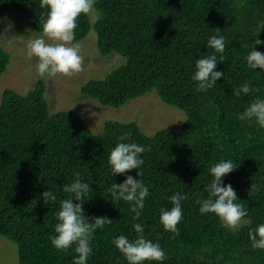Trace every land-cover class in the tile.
<instances>
[{
	"label": "trees",
	"instance_id": "16d2710c",
	"mask_svg": "<svg viewBox=\"0 0 264 264\" xmlns=\"http://www.w3.org/2000/svg\"><path fill=\"white\" fill-rule=\"evenodd\" d=\"M94 10L99 53L116 52L125 61L104 79L86 82L81 92L118 107L154 89L165 104L184 111L186 120L179 131L162 128L151 136L134 121L108 120L98 135L78 113L49 114L41 79L24 95L4 89L0 235L16 244L19 264H74V250L59 251L50 240L59 203L46 206L40 194L54 184L58 201L66 198L62 187L77 172L93 189L85 213L113 219L96 230L87 264H127L113 239L120 234L135 237V223L165 250L168 259L163 264H264V249L253 248L249 239V229L264 222V128L238 118L254 96H264V69H251L245 60L257 24L264 23V0H97ZM9 11L28 16L34 31H43L39 21L48 9L41 0H0V18ZM90 28L89 14H81L74 42ZM217 28L227 37L225 60L217 64L224 76L207 92H197L191 79L195 60L212 51L206 41ZM258 38L264 40V29ZM255 47L264 52V45ZM9 60L0 47V75ZM245 81L260 92L234 96L233 88ZM124 132L148 148L140 171L150 196L139 220L133 219L128 203L113 204L106 191L125 179L113 177L108 165L109 149ZM221 158L238 164L223 179L248 209V223L236 229L221 226L213 213L201 215L196 203L207 195L202 188L211 179L209 165ZM130 174L139 178L136 169ZM251 184L260 187L249 196ZM178 190L187 199L175 235L164 230L159 209L171 207L167 197Z\"/></svg>",
	"mask_w": 264,
	"mask_h": 264
},
{
	"label": "clouds",
	"instance_id": "9594fccd",
	"mask_svg": "<svg viewBox=\"0 0 264 264\" xmlns=\"http://www.w3.org/2000/svg\"><path fill=\"white\" fill-rule=\"evenodd\" d=\"M97 0H41L42 7L48 9L46 15L40 17L43 34L32 40L27 45L29 57L38 58L36 65L39 77H55L57 74L71 76L83 70L84 57L81 54L79 44L73 43L78 27V17L81 14L91 13ZM217 33L210 35L206 41L207 49H212L206 55L195 60L194 71L191 76L195 82L197 92H207L212 89L217 80L224 76V72L218 70V61H224L223 53L227 47V37L219 28ZM264 29V23L256 26L254 43L245 57L246 63L251 69H264V52L256 49L255 45H264V40L258 38V34ZM47 37V39H45ZM245 47H248L245 45ZM260 92V88L250 81H245L233 88L236 97L247 96ZM241 121L255 123L264 128V96H254L244 110L239 113ZM148 148L137 143L130 133L124 132L117 137L114 146L108 152V165L113 177L123 175L125 179L121 183L114 182L107 188V193L113 204L124 201L129 204L130 211L134 213V220H139L145 208V200L150 196L149 186L141 179L140 171L144 164L143 153ZM238 164L230 158H221L209 165L211 179L203 185V192H207L204 198H197L201 215L215 214L221 226L238 227L244 217L248 215V209L243 203L238 202L235 189L231 183H225L223 177L237 168ZM137 170V176L131 175V170ZM53 187H56L53 184ZM53 187L47 188L40 195L46 206L59 203L55 212V234L50 237L51 244L59 251L74 250V264H87L93 254L92 241L97 229H103L106 224L112 223L108 216L89 217L84 210V204L92 197L91 184L85 181L79 172L75 177L65 183L62 191L66 198L58 201ZM259 185L251 184L248 195H254L259 191ZM171 207L159 209V220L165 231L179 235L177 225L184 218L182 202L187 199L186 193L175 191L167 197ZM135 237L120 234L113 239L115 247L123 254L127 264H145V262H157L163 264L168 259L165 250L160 243L153 241L145 234V228L141 223L133 224ZM251 246L255 249H264V222L249 229Z\"/></svg>",
	"mask_w": 264,
	"mask_h": 264
},
{
	"label": "rangeland",
	"instance_id": "374dc122",
	"mask_svg": "<svg viewBox=\"0 0 264 264\" xmlns=\"http://www.w3.org/2000/svg\"><path fill=\"white\" fill-rule=\"evenodd\" d=\"M89 17L91 19L89 32L84 38L73 42L81 47V54L84 57L83 70L71 76L57 74L55 77L45 78L39 77L37 73L38 58L29 57L27 54L30 40L44 35L43 31L35 32L30 18L15 11H9L1 17L0 47L10 55V60L0 75V100L4 89H12L24 95L41 79L45 83L44 96L49 114L60 110L78 113L94 134H101L108 120L123 123L134 121L141 131L149 136L162 128L179 131L186 120L185 112L165 104L154 89L118 107L102 105L95 98L81 92V87L86 82L104 79L125 61L124 57L116 52L106 55L99 53L92 25L96 18L95 10L89 13ZM246 223L248 219L244 218L240 226ZM0 264H19L16 244L2 235Z\"/></svg>",
	"mask_w": 264,
	"mask_h": 264
}]
</instances>
